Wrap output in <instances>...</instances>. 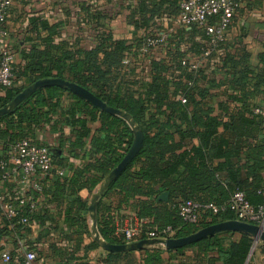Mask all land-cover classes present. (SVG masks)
<instances>
[{
	"label": "trees",
	"instance_id": "trees-1",
	"mask_svg": "<svg viewBox=\"0 0 264 264\" xmlns=\"http://www.w3.org/2000/svg\"><path fill=\"white\" fill-rule=\"evenodd\" d=\"M180 1H169L170 7L178 8ZM157 2L149 10L150 14L168 0ZM141 12V15L144 13L142 24H147L149 17L145 13L148 11L142 8ZM46 24L40 21L41 27L49 28ZM178 28L191 36L187 52L202 55L210 49L208 36L201 26L179 25ZM49 30V35L56 32L53 27ZM96 34L98 44L91 50L63 47L58 55L52 49L32 50L20 73L23 83L13 82L10 87L0 84V107L35 80L59 77L88 89L106 104L129 112L142 130L141 147L103 194L116 192L138 218L146 220L143 228L171 226L173 237H183L207 225L235 219L234 213L226 208L216 214L200 211L198 221L188 223L177 214V205L185 200L224 205L236 190H241L254 207L263 205L264 125L263 116L253 110L257 107L255 96L264 94V53L259 55V65L255 69L243 65L237 78L225 80L231 92L224 101L215 103V107L209 89L198 83L201 69H191L188 64L180 63V57H186L187 52L177 47L176 68L150 60L151 80L143 82L141 93L135 96L133 84L121 74L122 56L131 47L109 32ZM195 36L198 39L195 40ZM225 36L208 55L224 42ZM94 121L97 125L91 131L89 124ZM67 125L73 140L64 137ZM44 131L58 133L62 154L77 156L79 152L88 156V161L75 167L69 163L71 173L52 180L46 191L49 201L65 205V222L75 229V239L79 241L83 233L90 235V231L86 222L87 203L77 192L81 188L89 191L96 188L122 159L133 135L121 118L67 89L49 85L37 89L0 116L4 156L10 145L22 139L44 145L40 139ZM44 146L52 159L57 158L58 164L65 165L67 157H56L47 145ZM1 173L0 170L3 181ZM162 191L168 192L167 201L156 199ZM69 199L71 201L67 202ZM35 214L25 205L19 208V215L27 216L30 221L38 216ZM17 218L8 221L22 225L16 222ZM97 225L107 241L125 242L115 233L110 215L104 214L101 200L97 207ZM228 235H235V238L225 243ZM252 244L253 238L248 234L221 231L168 251L174 264H244ZM92 247L99 246L92 240L89 248ZM187 248H193L192 257L185 253ZM141 251L140 264L161 261L160 249L146 247ZM210 251H216L217 257L208 255ZM103 252L104 263H117L122 255L131 253ZM125 262L131 264L133 258Z\"/></svg>",
	"mask_w": 264,
	"mask_h": 264
},
{
	"label": "crops",
	"instance_id": "crops-1",
	"mask_svg": "<svg viewBox=\"0 0 264 264\" xmlns=\"http://www.w3.org/2000/svg\"><path fill=\"white\" fill-rule=\"evenodd\" d=\"M157 1L10 0L3 27L5 33L0 36V53L3 48L13 52L14 84H22L24 78L20 73L27 55L32 50L52 49L56 55L63 47L91 50L98 44L96 33L109 32L115 38L124 39L131 47L122 56L121 74L125 80L133 84L134 95L138 96L141 93L142 83L151 80L150 60L162 61L175 69L176 47L187 52L190 46L191 36L181 33L178 28L179 6L170 7L171 0H168L160 5L156 12L150 14L149 10ZM142 8L148 11L145 13L149 17L147 24H142V15H144V13L141 15ZM40 21L46 22V25L49 28L53 27L56 32L49 35V28L41 27ZM185 29L188 30L189 27ZM161 33L167 34L164 44L150 47L146 51L142 50L143 40L147 36ZM196 39L198 36H195ZM188 53L186 57H180V63L188 64L191 69L196 63L193 69L202 71L198 76L200 87L209 89L214 104L224 101L226 95L231 92L229 83L225 80L237 78L243 65L255 69L259 65V55L264 53V0H242L232 16L224 42L210 55ZM99 56L101 57L102 54L99 53ZM223 82L224 85L221 84ZM254 101L257 107L264 108V94L258 93ZM96 125L95 121L89 124L91 131H94ZM70 131L71 128L67 125L63 134L64 137L73 140L74 136ZM40 139L56 157H67L65 165L58 164L57 158L52 159L53 165L64 169L66 175L71 173L70 164L75 167L88 161V156H83L84 154L79 152L77 156L62 154L56 132L44 131ZM2 158L7 159V156H4L0 143V159ZM19 178V173L11 171L7 179L3 181L0 179L2 201L13 203L19 197L35 196L37 207L34 212L38 216L31 219L27 225H12L5 216L3 207L0 206V264H20L26 250L35 252V264H128L125 262L128 258H133L131 264H140L141 250L131 251L127 256L122 255L117 263H104L102 261L104 250L100 247L89 248L93 240L90 235L83 233L81 240L75 239L77 234L75 229L68 227L65 222V205L49 201L46 193L51 181L62 177L37 173L25 183H21ZM36 187L40 189L36 190ZM92 191L81 188L77 194L88 205ZM100 200L104 214H109L111 217L115 233L118 227L125 226L130 221L137 220L142 223L146 221L138 218L131 206L114 191L103 194ZM86 222L89 226L87 214ZM234 238L235 235H228L225 243ZM150 248L160 249L161 261L157 264H174L170 261V253L167 249L154 246ZM4 252L10 256L8 261L3 260ZM185 253L192 257L193 248H187ZM208 255L217 257V252L210 251ZM244 264H264L263 242L253 240Z\"/></svg>",
	"mask_w": 264,
	"mask_h": 264
},
{
	"label": "built area",
	"instance_id": "built-area-1",
	"mask_svg": "<svg viewBox=\"0 0 264 264\" xmlns=\"http://www.w3.org/2000/svg\"><path fill=\"white\" fill-rule=\"evenodd\" d=\"M242 0H181L179 3L178 23L182 26L197 24L204 28L208 36L210 49L203 55L210 53L216 44L224 38L231 21L232 16L240 6ZM10 0H0V36L4 31L7 8ZM167 34L161 33L156 36H147L143 40L142 50L146 51L150 47L160 46L165 43ZM14 54L8 48H3L0 53V84L10 87L14 82V73L12 63ZM196 67V63L192 65ZM183 101V99H182ZM264 116V108L255 107L253 110ZM7 159H0L1 176L5 180L9 177L11 171L19 173L21 183L27 182L32 176L41 173L45 176L65 175V170L56 168L53 165L48 149L44 145H36L25 139L19 140L10 145L7 152ZM11 164V167H9ZM36 187V190H39ZM26 206L29 212L37 207V202L32 197H19L15 202H3L0 193V206L4 209L5 216L10 219L18 217L16 222L27 225L30 220L27 216L19 215L20 206ZM231 210L235 215V220L256 224L264 227V204L258 207L251 205L241 190L232 193L230 199L224 205L213 203H199L193 200H185L177 205V214L188 223H196L199 219V213L208 210L216 214L224 209ZM144 223V222H143ZM143 223L137 220L130 221L125 226L118 227L116 233L119 234L125 242H131L143 238H170L173 237V228L171 226L145 227ZM14 225V224H12ZM3 260L8 261L10 256L4 252ZM36 254L32 250H26L20 260V264H35Z\"/></svg>",
	"mask_w": 264,
	"mask_h": 264
},
{
	"label": "water",
	"instance_id": "water-1",
	"mask_svg": "<svg viewBox=\"0 0 264 264\" xmlns=\"http://www.w3.org/2000/svg\"><path fill=\"white\" fill-rule=\"evenodd\" d=\"M55 85L64 89L71 91L72 93L80 96L86 101L90 102L94 106L99 109L111 114L115 115L129 126L133 138L132 142L127 149L126 153L122 157V159L113 167L100 181V183L96 186V188L91 192L88 205H87V215L89 218V231L90 236L93 241L104 251L107 252H128L134 250H142L146 247H159L164 249H173L181 246H185L187 244H191L196 242L197 240L207 236L213 235L217 232L221 231H235L240 233H245L250 235L255 242L261 241L264 243V227L251 224L247 222H242L235 219L224 220L217 223H213L198 229L197 231L183 237H170V238H143L131 242L124 243H111L104 239L98 230L97 225V207L99 200L109 184L113 179L126 167V165L131 161V159L137 154L141 147L143 133L135 121L133 116L119 108L112 107L90 92L88 89L82 87L75 82L59 78V77H49V78H40L35 80L34 82L28 84L24 88H22L7 104L0 107V116L11 111L15 106H17L21 101L26 99L29 95H31L37 89ZM157 200L167 201L168 192L162 191L156 198Z\"/></svg>",
	"mask_w": 264,
	"mask_h": 264
}]
</instances>
